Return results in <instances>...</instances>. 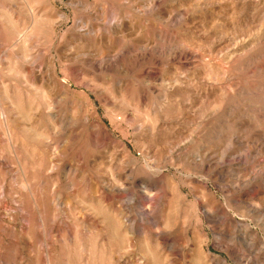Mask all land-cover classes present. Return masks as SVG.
<instances>
[{"label": "rangeland", "instance_id": "rangeland-1", "mask_svg": "<svg viewBox=\"0 0 264 264\" xmlns=\"http://www.w3.org/2000/svg\"><path fill=\"white\" fill-rule=\"evenodd\" d=\"M263 70L264 0H0V264H264Z\"/></svg>", "mask_w": 264, "mask_h": 264}, {"label": "bare ground", "instance_id": "bare-ground-1", "mask_svg": "<svg viewBox=\"0 0 264 264\" xmlns=\"http://www.w3.org/2000/svg\"><path fill=\"white\" fill-rule=\"evenodd\" d=\"M174 58L177 60V59H179V60H181V59H183V58H187V57H191V58H193V57H195V54H194V52H192L191 50H184V49H180V48H178V49H176L175 51H174ZM250 56V55H249ZM190 59V58H189ZM253 61V60H252ZM105 63L104 62H102V63H100L99 65H101V66H103ZM250 64H251V62H250V58L247 56V57H243V58H238V60L234 63V68H238L239 66L240 67H244V66H246V68L249 66L250 67ZM242 65V66H241ZM252 66V65H251ZM248 67V68H249ZM261 67V65L259 66V68ZM245 68V67H244ZM245 68V69H246ZM247 68V69H248ZM258 68V67H257ZM239 69V68H238ZM254 71V70H253ZM260 72V71H259ZM263 72H264V70H263ZM263 72H261V74L263 75ZM251 73V72H250ZM252 74V73H251ZM260 74V75H261ZM258 75V74H257ZM260 80V79H259ZM95 91V90H94Z\"/></svg>", "mask_w": 264, "mask_h": 264}]
</instances>
